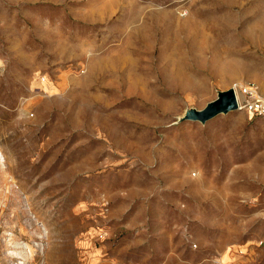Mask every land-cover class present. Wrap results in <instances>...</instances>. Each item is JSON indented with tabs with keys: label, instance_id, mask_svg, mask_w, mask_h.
<instances>
[{
	"label": "rangeland",
	"instance_id": "1",
	"mask_svg": "<svg viewBox=\"0 0 264 264\" xmlns=\"http://www.w3.org/2000/svg\"><path fill=\"white\" fill-rule=\"evenodd\" d=\"M153 14L238 65L186 51L192 83L165 76ZM248 83L264 0H0V264H264V117L179 122Z\"/></svg>",
	"mask_w": 264,
	"mask_h": 264
},
{
	"label": "bare ground",
	"instance_id": "2",
	"mask_svg": "<svg viewBox=\"0 0 264 264\" xmlns=\"http://www.w3.org/2000/svg\"><path fill=\"white\" fill-rule=\"evenodd\" d=\"M145 39L150 42L153 38V32L159 25H162L164 31H171L172 39L169 40L168 46H163L159 49L161 53L160 60H164V51L171 50L167 54L169 59L164 67L165 76H171L178 78L181 83H192L190 77L186 76L185 68L186 63L179 55L191 54L194 60H199L201 53L206 50L214 51L211 59L219 65L220 68L226 69L232 66L238 65L237 60L228 59L230 50L227 46V39L223 38V45H219L216 42L217 37H213V27H207V25L199 20L191 17H185L182 20H171L162 15H151L144 21ZM188 45L185 50L184 45ZM223 53V62L220 61V55ZM193 85V84H191ZM194 86V85H193Z\"/></svg>",
	"mask_w": 264,
	"mask_h": 264
},
{
	"label": "water",
	"instance_id": "3",
	"mask_svg": "<svg viewBox=\"0 0 264 264\" xmlns=\"http://www.w3.org/2000/svg\"><path fill=\"white\" fill-rule=\"evenodd\" d=\"M239 110L237 106L236 93L233 87L218 91L216 98L209 101L203 108H189L179 118V122L185 120L206 123L208 120L221 113Z\"/></svg>",
	"mask_w": 264,
	"mask_h": 264
},
{
	"label": "built area",
	"instance_id": "4",
	"mask_svg": "<svg viewBox=\"0 0 264 264\" xmlns=\"http://www.w3.org/2000/svg\"><path fill=\"white\" fill-rule=\"evenodd\" d=\"M236 93L237 106L250 115L264 117V93L255 83L245 84L239 89L233 87Z\"/></svg>",
	"mask_w": 264,
	"mask_h": 264
}]
</instances>
